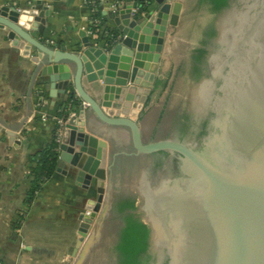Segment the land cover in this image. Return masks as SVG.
Masks as SVG:
<instances>
[{"label":"water","instance_id":"obj_1","mask_svg":"<svg viewBox=\"0 0 264 264\" xmlns=\"http://www.w3.org/2000/svg\"><path fill=\"white\" fill-rule=\"evenodd\" d=\"M156 3L162 7L157 12L141 13L137 3L119 12L129 29L120 28L111 49L103 48L109 55L100 75L87 66L89 39L80 53L43 44L19 25L22 13L14 5L0 7V28L9 30L15 46L39 51L46 65L44 75L50 78L51 109L69 93L85 104L64 136L69 128L84 134L91 111L106 132L130 130L135 152L123 154H168L157 175L143 170L133 185L141 220L150 229L151 264H264V0H234L224 14H216L217 35L205 41L206 75L194 89L188 139L145 143L138 119L156 83L168 25L178 24L181 10L180 4L175 5L170 21L167 0ZM42 17L41 13L35 22ZM143 36H151L149 44ZM205 117L211 118L210 125L199 146L198 123ZM82 142L99 149L98 154L89 157L64 149L60 161L80 170L81 184L94 176L107 181L95 225L101 230L114 199L118 153L112 144L108 153L105 143L87 137ZM91 238L78 241L74 250L76 256L82 248L78 264L86 258Z\"/></svg>","mask_w":264,"mask_h":264},{"label":"crops","instance_id":"obj_2","mask_svg":"<svg viewBox=\"0 0 264 264\" xmlns=\"http://www.w3.org/2000/svg\"><path fill=\"white\" fill-rule=\"evenodd\" d=\"M98 1L103 15L109 19L106 28L119 32L122 27L129 29L123 25L119 12L132 9L138 0ZM156 1L146 0L149 4L148 13L161 10L162 7ZM196 1L199 3V0ZM91 3L96 2L95 0H0V7L14 5L22 13L19 25L41 43L57 50L80 53L85 47L84 40L89 39L92 47L85 48L88 50L87 57L85 56L87 66L91 68L90 71L100 75L106 71L109 53L107 55L104 52L103 46L92 43ZM167 3L170 5V21L176 12L175 5H181L178 24L168 25L164 48L157 66L156 83L151 89L143 111L153 108L151 98L161 85L158 82H164L165 70L174 66L175 48L179 46L178 33L187 9V0H167ZM114 5H119V9L114 11L112 8ZM41 13L42 21L35 22V18ZM8 35V29L0 28V262L2 264H65L68 258L75 257L74 250L78 241L86 242L88 235L93 232L103 209V202H100V199L105 194L107 181L100 176H94L90 182L81 184L78 180L80 170L60 161L59 167L62 172H57L44 184L30 209L26 210L25 201L31 187L29 159L31 155L50 144L55 121L50 99L49 107L45 111L46 120L38 110L40 93L47 92L49 95L51 85L49 75H44L43 69L46 65L39 57V51L35 48L27 50L15 46ZM142 35L141 33L140 37ZM143 37L142 41L149 44L151 36ZM99 64H102L101 72L98 71ZM63 82L61 81L60 85ZM71 90L74 91L73 88ZM75 97L79 102L78 110L70 113L67 126H75L79 106L85 105L77 94ZM63 100L64 98L58 99L56 105ZM87 114L88 123L85 133L81 134L69 128L65 135L66 139L63 133L60 153L65 149L70 153L83 152L89 157L96 156L99 149L91 147V144L84 146L85 143L82 141L86 137L95 139L99 144L105 143L108 153L110 144L117 153L127 151L129 145H132L129 129L116 128L113 133L106 132L91 111ZM138 123L144 140L145 134L148 136L152 127L148 126L147 119H141V115ZM103 134V137L108 138L107 140L102 137ZM99 204V210L96 212L93 209ZM94 212L97 214L96 218H93ZM86 233L87 236L83 237ZM80 249L82 251V248Z\"/></svg>","mask_w":264,"mask_h":264},{"label":"rangeland","instance_id":"obj_3","mask_svg":"<svg viewBox=\"0 0 264 264\" xmlns=\"http://www.w3.org/2000/svg\"><path fill=\"white\" fill-rule=\"evenodd\" d=\"M216 14L210 12L206 5L201 6L196 0H187V9L183 18L182 25L178 33L179 46L175 48L174 66L167 68L164 72L162 83L155 94L152 96L151 107L142 111L141 119L148 120V126L152 127L151 133L145 134L144 140L157 141L162 139H180L177 126L181 114L188 116L193 102V94L196 84L206 75L195 78L193 73L194 50L202 48L213 29ZM197 79V80H196ZM149 105V104H148ZM184 121V120H183ZM128 151H134L133 146L129 145ZM123 161V160H122ZM125 161L124 164L134 167L138 160ZM118 162V161H117ZM143 172V171H142ZM140 172L133 176H140ZM122 181L120 177L115 182L114 190L120 194H134L133 185L138 181ZM136 195V194H135ZM97 215V214H96ZM141 218V217H140ZM122 223L118 219H107L103 222L102 229L96 230L88 235L91 236L92 246L86 258L80 264H115L117 262V245L120 238ZM87 236V233H86ZM80 251L73 258H68L65 264H78ZM0 264H2L0 262Z\"/></svg>","mask_w":264,"mask_h":264},{"label":"trees","instance_id":"obj_4","mask_svg":"<svg viewBox=\"0 0 264 264\" xmlns=\"http://www.w3.org/2000/svg\"><path fill=\"white\" fill-rule=\"evenodd\" d=\"M95 2L94 4H90L92 10L90 31L93 33L91 40L94 45H101L106 50H110L115 43V37L118 32L116 30L111 31L109 28L105 27L109 19L107 16L103 15L99 1L95 0ZM199 4L201 6L206 5L211 13L218 14L230 6V0H199ZM137 5L141 13L146 12L149 6L146 0H138ZM97 20L100 21L99 24ZM104 27L105 29L102 31ZM208 34L210 38H215L217 35L216 29H212ZM207 53L208 50L204 47L194 50L193 59L195 64L193 66V73L197 79L202 76V65L205 63ZM158 83L162 84V82ZM42 96L47 100L50 99L47 92H42ZM78 104L79 102L75 95L69 93L62 102H58L54 109H52L53 118L59 117L68 119L73 110H78ZM184 119L182 124L184 130L182 132H187L190 127L187 125L188 116L185 115ZM57 129L58 125L55 123L50 144L40 152L30 156L29 172L31 187L25 201L26 210L30 209L38 192L42 189L44 184L54 177L59 168L60 144L57 142ZM205 134L206 132L204 131L201 133V136ZM159 154L164 155L163 157L168 156V154L164 152ZM163 157L159 160L157 165L158 169H161L164 164ZM118 207V212L124 215V226L120 232L117 245V262L115 264H151L154 260V256L150 252V229L141 220L140 214L137 212V198L129 197L123 200ZM17 227H20V223L17 224Z\"/></svg>","mask_w":264,"mask_h":264},{"label":"flooded vegetation","instance_id":"obj_5","mask_svg":"<svg viewBox=\"0 0 264 264\" xmlns=\"http://www.w3.org/2000/svg\"><path fill=\"white\" fill-rule=\"evenodd\" d=\"M232 1H234V0H230V6L233 4ZM235 1H238V0H235ZM241 5L242 4L239 3L240 7H241ZM223 12H225V10H223ZM223 12H221V13H223ZM202 69H203L202 74H205V66L204 65H202ZM181 116H183V118H179V122H177L175 124V126H177V130L179 132V137L182 138V139H177V140L185 141V139H188L186 136H188L189 132H182L184 130V127H183L182 124L184 122L183 120H185L184 119L185 118V114H181ZM210 120H211L210 117H205V118L202 119V121L200 123H198L199 130L197 131V134H196L195 143H197L199 146L202 144V139L204 137V135L201 136V133L204 132V131L205 132L208 131V128H209V125H210ZM189 124L190 123H187V125H189ZM170 139H172V138H170ZM145 143H149V142H145ZM133 150H134L133 152H135L134 147H133ZM125 152L132 153V151H128V150L125 151ZM163 156L164 155L157 153V154H153V155H150V156H141V157H134L133 156V157H129V156L123 154L122 152H120V153H118V155L116 157V164H115L116 165L117 179H118V177H120L122 181H125V180L132 181L135 177H137V176H133V174H136L138 172L141 173L143 170H148L149 172H151V174L157 175L159 173V171H160V169L157 168V165L159 163V160ZM163 158H164L163 160L165 162L167 157H163ZM131 160H134L133 161L134 163H135L136 160H138V163H141V164H139V165L136 164V165H134V167H131V165L124 164L125 161H129L130 162ZM129 197L136 198V195H135V193L134 194L132 193V194H129V195L128 194L127 195H123V194H120L119 191H115L114 194H113V198L114 199H113L112 207H111V210H110V214H109L107 219L110 218V219H118V220H120L121 223H122V227L121 228H123V226H124V221H123V216L124 215L118 212V209H119L118 206L120 205V203L123 200H125V199H127Z\"/></svg>","mask_w":264,"mask_h":264},{"label":"built area","instance_id":"obj_6","mask_svg":"<svg viewBox=\"0 0 264 264\" xmlns=\"http://www.w3.org/2000/svg\"><path fill=\"white\" fill-rule=\"evenodd\" d=\"M113 10L116 11L119 9V5H114L113 7ZM138 8L136 10H134V12H138ZM97 23L99 24L100 21L97 20ZM90 34L92 35L93 33L90 32ZM49 107V100L45 99L42 94L40 93L39 95V101H38V110L40 111L41 113V116L44 120L47 119V115H46V110L48 109ZM67 120L68 119H64V118H59V117H55L54 118V121L55 123L58 125V129H57V142L59 144H61V139H62V136H63V133L67 127Z\"/></svg>","mask_w":264,"mask_h":264}]
</instances>
